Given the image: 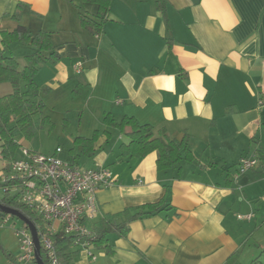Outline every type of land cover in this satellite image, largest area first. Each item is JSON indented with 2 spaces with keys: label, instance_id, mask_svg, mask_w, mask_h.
Masks as SVG:
<instances>
[{
  "label": "crops",
  "instance_id": "1",
  "mask_svg": "<svg viewBox=\"0 0 264 264\" xmlns=\"http://www.w3.org/2000/svg\"><path fill=\"white\" fill-rule=\"evenodd\" d=\"M157 1L112 0L97 33L80 22L83 12L95 18L94 3L0 0V29L45 30L59 57L39 64L35 77L50 89L39 95L42 116H33L49 118L40 130L56 129L51 113L63 132L75 123L73 145L67 152L58 145V156L70 160L74 150L83 169L106 166L115 177L97 193L99 210L87 227L93 232L108 215L121 225L126 210L161 204L157 213L128 221L125 235L109 232L102 246L72 242L67 252L73 264H227L234 254L233 264L257 262L264 257V167L236 173L245 156L264 163V0H165L166 17ZM19 4L18 21L12 14ZM18 43L30 45L12 43L5 54L15 56ZM34 51H18L21 70ZM12 91L0 82V97ZM127 116L171 138L187 135L195 159L159 170L156 151L123 157L132 128L115 125ZM95 131L88 157L74 139Z\"/></svg>",
  "mask_w": 264,
  "mask_h": 264
},
{
  "label": "trees",
  "instance_id": "2",
  "mask_svg": "<svg viewBox=\"0 0 264 264\" xmlns=\"http://www.w3.org/2000/svg\"><path fill=\"white\" fill-rule=\"evenodd\" d=\"M83 2L94 3L98 6L95 18L89 17L85 13H81V25L92 32L101 33L106 23V14L109 11L112 0H83ZM157 6L162 10L165 17L166 6L165 0H158ZM23 5L19 4L12 14L15 20L21 19ZM1 42L3 48L0 47V82H9L12 84L13 91L10 94L0 97V141L1 153L4 158L14 155L18 142L16 137L22 135L27 140H32L38 130L42 129L45 123H49L48 117L41 121H35L33 116L42 113L45 109V103L39 98L40 92H49V87L40 88L35 77L38 74V66L42 62L49 61L53 64L58 63L59 57L55 53L51 34L45 30H40L33 34L25 26L19 25L13 31L0 29ZM15 42H23L30 44L35 51L25 56V67L19 68L18 60L13 55H6L5 48ZM49 53L48 57L42 58V55ZM22 83L25 85L26 93L34 97L25 98L22 92ZM107 124H112L109 116L105 119ZM120 130L125 126H131L132 130L127 135L129 141L121 145L123 157H144L150 152H157L158 169H169L177 166L183 159L194 160L195 156L189 148V138L187 135L183 139L178 140L168 136L164 129L155 131L154 127L148 123L141 124L134 117H124L121 122L115 125ZM264 128V124H263ZM99 132L95 131L92 138L76 137L75 144H81L82 154L92 156L93 144L97 140ZM78 155L74 150L70 151V160L76 162ZM15 208L22 211L33 222H37L35 215L24 205L14 204ZM136 210L137 212L131 213ZM161 210V204H148L138 209H129L125 211V215L129 218L121 225L115 221V216L108 215L95 225L93 231V240L98 245L106 243V234L113 231H120L121 235H125L128 231L127 222L138 218L142 215L155 214ZM26 225V224H25ZM27 226V225H26ZM60 261L63 264H73L71 255L67 252L69 244L73 242L72 237H66L63 233L53 236ZM42 257L45 264H48L46 253L41 249ZM237 259V254L232 255L227 264H233ZM15 263L19 264L17 258Z\"/></svg>",
  "mask_w": 264,
  "mask_h": 264
},
{
  "label": "built area",
  "instance_id": "3",
  "mask_svg": "<svg viewBox=\"0 0 264 264\" xmlns=\"http://www.w3.org/2000/svg\"><path fill=\"white\" fill-rule=\"evenodd\" d=\"M82 66L77 63L78 72ZM61 151V147L53 153L23 148L25 158H13L0 169V203L10 207L24 205L36 216L34 223L48 264H63L53 242L54 235L61 232L77 243L93 239L94 233L86 221L93 220L98 213L99 190L115 181L108 167L83 169L77 162L60 158ZM261 165L264 167L258 158L245 156L238 164L236 176ZM16 232L19 264H37L29 228L24 226Z\"/></svg>",
  "mask_w": 264,
  "mask_h": 264
},
{
  "label": "rangeland",
  "instance_id": "4",
  "mask_svg": "<svg viewBox=\"0 0 264 264\" xmlns=\"http://www.w3.org/2000/svg\"><path fill=\"white\" fill-rule=\"evenodd\" d=\"M84 13V12H83ZM15 47L18 49V51L22 49H27L29 51H32L33 47L30 45L26 46L25 44L18 43ZM18 51L16 50L15 56H18ZM45 54L42 55V58H45ZM23 89H25L24 83L22 86ZM47 114V112H46ZM41 115V113H40ZM40 115L36 116V118L41 117ZM52 119L56 120V129L53 132H50L48 128L39 130L34 138L32 140H27L22 135H18L16 137V140L18 142V146L16 148V151L13 156L9 158H4L1 153V144H0V169L6 166L10 160L13 158L15 159H23L25 158L23 151V148H38L40 151H43L45 153L47 152H54L55 148L60 145L65 152L69 150V148L73 145V138L75 135H77L76 131V124L73 123L71 125V129L69 131L63 132L61 130V125L58 123V117L56 115H52ZM0 216V264H14L15 256L17 255V247L19 246V240L17 236V229L23 228L25 223L21 221L19 218L10 216ZM19 248V247H18ZM261 255H259L257 258V262L251 261V264H260L262 260H264V257L262 259H259ZM16 264V263H15Z\"/></svg>",
  "mask_w": 264,
  "mask_h": 264
},
{
  "label": "water",
  "instance_id": "5",
  "mask_svg": "<svg viewBox=\"0 0 264 264\" xmlns=\"http://www.w3.org/2000/svg\"><path fill=\"white\" fill-rule=\"evenodd\" d=\"M6 215L17 217L27 225V227L29 228L32 234L33 242L35 245L36 262L37 264H45L41 252V242L39 239V235L35 223L19 209L15 207L6 206L0 203V216H6Z\"/></svg>",
  "mask_w": 264,
  "mask_h": 264
}]
</instances>
